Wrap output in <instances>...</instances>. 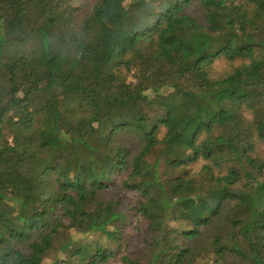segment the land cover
Listing matches in <instances>:
<instances>
[{
    "label": "trees",
    "instance_id": "trees-1",
    "mask_svg": "<svg viewBox=\"0 0 264 264\" xmlns=\"http://www.w3.org/2000/svg\"><path fill=\"white\" fill-rule=\"evenodd\" d=\"M124 1L0 0V264H42L70 228L119 241L123 191L147 226L121 264H264V0ZM140 12L154 22L134 27ZM199 160L205 192L160 181Z\"/></svg>",
    "mask_w": 264,
    "mask_h": 264
},
{
    "label": "rangeland",
    "instance_id": "rangeland-1",
    "mask_svg": "<svg viewBox=\"0 0 264 264\" xmlns=\"http://www.w3.org/2000/svg\"><path fill=\"white\" fill-rule=\"evenodd\" d=\"M76 3L79 1H75ZM131 0H125L124 5H127ZM158 2L155 1V5L157 6ZM157 10H153L151 12H156ZM146 18L147 21H145V25L150 26L156 16H152L148 19V13H138L133 19L131 20L132 25L134 27H137L139 24H142L140 22L141 18ZM139 23V24H137ZM59 125L70 132L72 136H75L77 134V127L71 125L67 121H65L63 118L60 119ZM164 130L160 131L159 137L161 138L163 136ZM2 136L3 141H6L8 143L11 142V136L9 134V131L7 129L2 130ZM264 152V150H262ZM158 153V152H156ZM158 155V154H157ZM156 154L150 156V158H156ZM203 164H207L206 161L199 160L191 165H189L186 169L183 171H177L171 168H165L164 166H161L160 168V181L163 182L165 185L169 184V180L177 177V176H183L184 174L189 176L188 178H195L198 186L200 188V191L203 193L205 192L209 187L212 185L208 180H204L203 175L200 173L201 166ZM221 171L215 170V172L220 173ZM21 172L25 174L27 177H30L33 172V168L29 165L22 166ZM257 177L262 180L264 179V169L261 174H258ZM243 189L242 185L237 186L233 189V192H237V190ZM119 191V185L117 184V187L114 186L113 189L110 191L111 195H115ZM122 206H119V208L116 210L120 213V216L117 217L114 221H111L107 224L108 229H112L113 225L119 226L121 230L122 238L115 242L111 243L108 239L104 238L98 233H92L89 235H83L82 233H79L75 231V229L70 228L67 230H61L59 236L52 240V242L48 241L45 243L43 249H44V255L42 257V264H53V262L58 259L59 257L62 260L61 264H78L77 260L75 258H71V251L73 248H82L84 246H90V247H102V248H109L112 250L116 256L110 260L106 264H121L120 257L123 254H127L130 252H135L141 247L144 239L143 231L147 226V221L143 219H138V216L136 215V207L137 202L139 201V196L136 193H130V192H122ZM109 214V213H108ZM108 214L104 215V219L108 218ZM54 217L61 218L59 215L58 209L53 212ZM22 220L16 221L19 225L25 224V214L24 212H20L19 215ZM106 216V218H105ZM14 218V217H13ZM16 219V216H15ZM63 222L66 224V220L62 219ZM139 223L140 224V231H135L134 227L135 225ZM16 224V225H17ZM184 226L185 225H181ZM70 238L75 239V241L72 243L71 247L69 249H62L63 244H65ZM182 240V239H181ZM188 242V241H187ZM127 252V253H126ZM214 257L212 253H201L199 257L196 259V264H213Z\"/></svg>",
    "mask_w": 264,
    "mask_h": 264
}]
</instances>
